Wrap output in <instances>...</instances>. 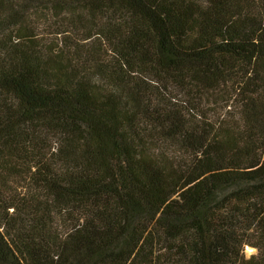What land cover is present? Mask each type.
<instances>
[{"label": "trees", "instance_id": "obj_1", "mask_svg": "<svg viewBox=\"0 0 264 264\" xmlns=\"http://www.w3.org/2000/svg\"><path fill=\"white\" fill-rule=\"evenodd\" d=\"M0 264H264V0H0Z\"/></svg>", "mask_w": 264, "mask_h": 264}, {"label": "rangeland", "instance_id": "obj_2", "mask_svg": "<svg viewBox=\"0 0 264 264\" xmlns=\"http://www.w3.org/2000/svg\"><path fill=\"white\" fill-rule=\"evenodd\" d=\"M46 31V29L44 30ZM249 246V248H247L246 246L244 247V254H245V257H250L251 255L253 254H256L257 253V249L256 248H252Z\"/></svg>", "mask_w": 264, "mask_h": 264}, {"label": "water", "instance_id": "obj_3", "mask_svg": "<svg viewBox=\"0 0 264 264\" xmlns=\"http://www.w3.org/2000/svg\"><path fill=\"white\" fill-rule=\"evenodd\" d=\"M247 248L249 247V246H246Z\"/></svg>", "mask_w": 264, "mask_h": 264}, {"label": "bare ground", "instance_id": "obj_4", "mask_svg": "<svg viewBox=\"0 0 264 264\" xmlns=\"http://www.w3.org/2000/svg\"><path fill=\"white\" fill-rule=\"evenodd\" d=\"M249 248V247H248ZM252 249V248H251Z\"/></svg>", "mask_w": 264, "mask_h": 264}]
</instances>
